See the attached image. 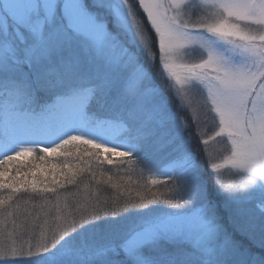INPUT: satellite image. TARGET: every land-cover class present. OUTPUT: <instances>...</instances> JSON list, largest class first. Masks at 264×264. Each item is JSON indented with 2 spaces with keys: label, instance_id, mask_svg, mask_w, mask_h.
I'll list each match as a JSON object with an SVG mask.
<instances>
[{
  "label": "snow or ice",
  "instance_id": "obj_1",
  "mask_svg": "<svg viewBox=\"0 0 264 264\" xmlns=\"http://www.w3.org/2000/svg\"><path fill=\"white\" fill-rule=\"evenodd\" d=\"M56 154L147 180L68 211ZM0 264H264V0H0Z\"/></svg>",
  "mask_w": 264,
  "mask_h": 264
},
{
  "label": "trees",
  "instance_id": "obj_2",
  "mask_svg": "<svg viewBox=\"0 0 264 264\" xmlns=\"http://www.w3.org/2000/svg\"><path fill=\"white\" fill-rule=\"evenodd\" d=\"M90 152H93V151L90 150ZM110 158L113 160H119L120 159V158H116L114 156H111ZM67 160L69 162H71L73 159L71 157H67L66 160L59 159V161L61 163H67ZM84 161H86V160L83 159L82 162H84ZM201 161H203V160H201ZM79 167H81V165ZM135 170L140 171L138 167ZM91 171H94L96 173L97 179L101 181L100 184H96V181H93L91 179L90 173L88 171V172L83 173L82 177L81 176H78L80 178L77 177V180H79V181L76 185H66V188H64V189H60L58 186H56L57 192L61 197V203L62 204L64 203V201H63L64 195H66L68 193L74 194L72 196H69V199H68V202L71 203L69 205L70 208H73L76 205L75 202L76 203L83 202V204H87L88 202H86L87 200H85V195L90 196V195H92L93 192H95L96 196L99 197L102 202L104 200H108L109 202H111L112 196H113V194L111 195V193L115 192V194H119V193L123 192L124 193L123 195H125L127 193L126 192L127 190H124V189L121 190L122 186H126L124 184L125 183L124 180L127 179L126 175H130V176L135 175V171H133V170L126 173V172L118 170V166L112 165V167H111L105 163L104 164H97V165L94 164V166L91 167ZM104 172H106V173H104ZM60 173L57 176V179L63 181L65 178L64 177L61 178ZM101 173H103V175H101ZM112 175H117V176L113 177ZM109 176L112 177L111 181H108ZM117 177H120V178H117ZM105 181H107V183H105ZM117 181H121V183H122L120 185L121 187L119 189L112 188L111 184L112 183H118ZM86 184L88 185L87 188H85ZM97 189H98V191H97ZM132 189L137 190L138 188H132ZM162 189L163 188L161 187L160 191H162ZM155 190H156V187H153V191H155ZM5 191H7V190H5ZM20 195L22 196V201H21L22 216H25L27 214L26 212L23 211V209H25V208L28 209L29 211H31L33 216H34L35 215L34 213H36L37 209L40 211V209H39L40 207H41V211H43L44 209H46L47 211H50L49 208L53 207V204H55V202H56V195L48 193L47 197L42 199L38 204H36L34 201V199L37 197L31 198V201L29 203L24 204L23 200H28L29 196H28V194L23 193V192ZM132 195L135 196V193ZM43 201H45V202L42 203V206H39L40 203Z\"/></svg>",
  "mask_w": 264,
  "mask_h": 264
},
{
  "label": "rangeland",
  "instance_id": "obj_3",
  "mask_svg": "<svg viewBox=\"0 0 264 264\" xmlns=\"http://www.w3.org/2000/svg\"><path fill=\"white\" fill-rule=\"evenodd\" d=\"M209 128H210V124H206V125H204L203 126V130H204V132L205 133H208V131H209ZM77 147H79V149H80V153H83V150H84V148L85 147H87L88 148V150L90 151H95L94 149H92L90 146H85V145H77V146H73V145H69V146H66V149H63V150H61V151H64V150H67V151H71V152H73V153H76V149H77ZM218 146H216V145H212L211 147H210V149H209V151H211V152H213V154L215 155V150H216V148H217ZM41 154H43V153H39V152H37L36 153V156H39V155H41ZM104 155H106L105 153H103V152H101V156H100V160H103V158H104ZM114 157H116V156H114ZM71 158L73 159L71 162H69L68 160H67V163H69V164H72V165H74V166H76L77 168H86L87 167V165L85 164V162H87V161H89L90 160V166L92 167V166H94V164L95 165H97V164H100L99 163V161H97L94 157H92V158H89V157H87V156H84L83 157V159L84 160H86V161H84V162H82L83 160H78L77 158H76V156L74 155V156H71ZM116 158H120V157H116ZM22 159V162H24V163H28V166L29 167H32V164L30 163L31 161H32V157H24V158H21ZM59 159H61V160H66L67 159V157H64V156H60V155H58V154H56V155H49V156H47V162H48V164L50 165V164H60V165H63L64 163H61L60 161H59ZM121 159V158H120ZM204 159H205V157H201V160H203V161H201V163L203 164V162H204ZM37 163H45V162H42V161H36ZM82 163V164H81ZM105 164H108L106 161L104 162ZM103 163V164H104ZM84 164V165H83ZM81 165V167H79ZM83 165V166H82ZM109 165V164H108ZM109 166H111L112 167V165H109ZM116 166V165H115ZM24 170H26V169H22V171H24ZM67 170V171H66ZM94 170V169H93ZM133 171H135V175H133V176H130V175H126L127 176V179H125L124 180V184L126 185V186H122L121 187V190L122 189H124V190H127L126 192V194L125 195H122V196H120V202L122 203L126 198H127V196H128V194H129V189H132V188H138L139 187V184H137V182H139V183H144V181H146L147 180V176H148V174H147V172H145L143 175H144V180L142 181L141 179H140V177H141V173H140V171H138V170H133ZM60 172H68V169L67 168H58V169H56L55 170V175H56V178H57V176L59 175V173ZM85 172H88L87 170L85 171ZM84 172V173H85ZM104 173H106V172H104ZM87 174V173H86ZM36 176H37V178H39V179H42V180H45V181H51L52 180V176H53V170L49 167L48 168V170L44 173V175H41V173L39 172V171H36ZM113 177L114 176H117V175H112ZM131 177V179H128V177ZM61 178H63V176H60ZM82 177V176H81ZM21 179H23V177H20ZM32 177H31V174H29V177H28V179H31ZM78 178H80V177H78ZM117 178H120V177H117ZM228 178V175H227V173L225 172V179H227ZM79 181V180H78ZM122 181V180H121ZM121 181H117L118 183H119V185H121L122 183H121ZM49 186H54V185H49ZM128 186V187H127ZM135 191L136 190H131V194H134L135 193ZM162 191H165V189H162ZM23 192V191H22ZM47 194L48 193H44V194H42V197L41 196H37V198H35L34 199V201H35V203L36 204H38L42 199H44L45 197H47ZM113 194V196H112V198L113 197H115V196H117V195H119V194H115V192H113V193H111V195ZM85 197H87V195H85ZM86 200V199H85ZM45 201H43V202H41L40 203V205L39 206H42V203H44ZM85 202V201H84ZM86 202H88L89 203V201H86ZM67 203H68V205H70L71 203L70 202H68L67 201ZM82 204H83V202H81ZM75 204H76V202H75ZM61 205H63L62 203H61ZM40 209V211L37 209V211H36V213H40V215H39V219H37L36 220V224L37 225H40V224H42L43 223V221H44V219L46 218L45 217V215H44V213L45 212H47L48 214H49V217H51L52 215H54L55 214V209L53 208V207H51V208H49L51 211H47L46 209H44L43 211H41V207L39 208ZM68 211H71L72 210V208H68L67 209ZM36 213H34L35 215L33 216V217H30L29 218V222H31V220L36 216ZM27 215V214H26ZM23 217V216H22ZM39 227H37V229H36V231H37V234L39 233Z\"/></svg>",
  "mask_w": 264,
  "mask_h": 264
}]
</instances>
